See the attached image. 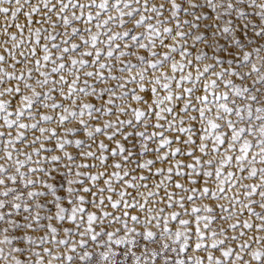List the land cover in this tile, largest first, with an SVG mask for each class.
I'll list each match as a JSON object with an SVG mask.
<instances>
[{"label": "snow or ice", "instance_id": "snow-or-ice-1", "mask_svg": "<svg viewBox=\"0 0 264 264\" xmlns=\"http://www.w3.org/2000/svg\"><path fill=\"white\" fill-rule=\"evenodd\" d=\"M0 264H264V0H0Z\"/></svg>", "mask_w": 264, "mask_h": 264}]
</instances>
